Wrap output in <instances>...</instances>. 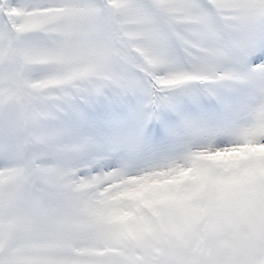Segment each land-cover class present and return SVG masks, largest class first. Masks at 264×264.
Segmentation results:
<instances>
[{"label": "snow or ice", "instance_id": "obj_1", "mask_svg": "<svg viewBox=\"0 0 264 264\" xmlns=\"http://www.w3.org/2000/svg\"><path fill=\"white\" fill-rule=\"evenodd\" d=\"M0 264H264V0H0Z\"/></svg>", "mask_w": 264, "mask_h": 264}]
</instances>
